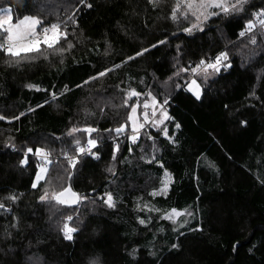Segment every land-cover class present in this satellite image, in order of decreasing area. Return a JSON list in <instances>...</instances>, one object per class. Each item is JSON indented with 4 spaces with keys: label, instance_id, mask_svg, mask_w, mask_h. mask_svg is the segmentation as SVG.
Instances as JSON below:
<instances>
[{
    "label": "trees",
    "instance_id": "obj_1",
    "mask_svg": "<svg viewBox=\"0 0 264 264\" xmlns=\"http://www.w3.org/2000/svg\"><path fill=\"white\" fill-rule=\"evenodd\" d=\"M174 4L0 0L14 19L41 18V30L60 24L74 45L67 49L61 40L54 48L64 52L42 45L40 53L20 58L0 51V115L6 117L0 120V203L6 206L0 209V264H88L93 257L98 264H264V26L253 16L264 0H246L243 11L221 13L191 34L183 31L191 21L170 18ZM249 20L256 24L246 31ZM222 51L230 67L210 71L207 79L196 75L201 99H195L184 85L189 74L173 73ZM105 69L111 71L97 75ZM131 89L151 92L160 104L167 99L172 119L145 126L135 143L129 128L111 141L130 113L124 100ZM86 126L97 130L91 151L98 158L82 154L70 167L64 153L77 155L74 141L85 146L88 133L69 135V129ZM37 147L51 153V164L33 188L39 159L26 152ZM165 169L169 188L152 195ZM69 185L87 199L72 206L39 200L46 190L51 195ZM106 192L115 207L104 203ZM9 194L18 199H6ZM172 207L192 215L176 224L161 219ZM68 215L78 228L72 240L60 231ZM138 217L151 221L142 225Z\"/></svg>",
    "mask_w": 264,
    "mask_h": 264
},
{
    "label": "snow or ice",
    "instance_id": "obj_2",
    "mask_svg": "<svg viewBox=\"0 0 264 264\" xmlns=\"http://www.w3.org/2000/svg\"><path fill=\"white\" fill-rule=\"evenodd\" d=\"M159 0H149L150 4L154 6L158 4ZM80 4H85V0H79ZM246 3V0H175V4L171 9L170 18L173 21L179 20H187L191 21L188 27L183 28L185 33L191 34L197 28H201V25L204 21H207L212 16H218L221 13L224 15H229L230 13H236L243 11V5ZM91 4H87V7H91ZM254 17H264V9H260L259 12L253 13ZM69 19H72L69 17ZM73 22H75L73 20ZM261 25L264 26V20L260 21ZM42 20L36 15L25 14L22 18L14 19L11 14V8L0 9V32H3L5 35L0 40V51H3L5 55L20 58L22 53H40L41 46L45 45L49 49H53L54 46L58 45L61 40L67 41V49H71L74 45L71 41L67 40L68 33L66 31H61V25L58 23H52L47 27H41ZM255 27L252 20L247 21L245 29L246 31H251ZM202 30V28H201ZM240 36L245 35V31H241ZM255 43V38L251 41ZM158 43H163V41H159ZM152 47H155L153 45ZM67 49L63 47H55L54 50L58 52H64ZM147 49H143L141 52H137L136 56L142 55L143 52H146ZM47 58V57H45ZM127 59L131 60L134 57H128ZM228 59L226 52H220L215 56L214 60L201 58L198 63L194 65L189 63L187 66L177 67L176 72L173 73V76H179L181 73H188L192 76L203 74L205 79H207L208 75L211 72H219L221 67H230L228 64H224L223 62ZM20 60L17 59L16 63H19ZM115 67H119V65H115ZM211 70V72L209 71ZM111 71V69H105L103 72L98 73V76L105 75L106 72ZM96 77H89V79H95ZM172 79V77H169ZM84 83H87L85 81ZM28 88H38L37 85L29 84ZM177 88H180L181 85L177 84ZM65 90H67V85H65ZM187 91H189L197 100L201 99V87L195 78L191 79L187 84ZM141 95H145L141 92L136 91L135 89H131L124 100V105L126 107L131 108V112L128 114V121L131 122L133 135L128 137L133 143L139 137L140 129L144 128L146 124H152V126L158 127L160 124H163L164 120H171L167 113V108L164 105H167L168 100L165 99L163 104H160L155 96L152 95L151 92H148L145 95V100L143 103L144 111L137 114V109L139 107L138 104L130 105L128 100L131 97L139 98ZM52 98H56V93L52 94ZM48 103V101H45ZM40 107V105H38ZM151 107L152 111L149 114L148 109ZM159 108L160 116L157 119V110ZM23 115V113H21ZM142 115L143 121L141 122L140 116ZM6 117L0 115V120H5ZM12 119H18V117H13ZM242 124H245L246 121H241ZM177 128L180 127L179 124L176 125ZM126 124H122L115 129V131L119 134L125 131ZM84 131L89 134V138L87 139V147H85L80 140H75L74 144L75 152L77 153L74 157H68L67 153H64L65 157L68 159L69 166L75 167L78 163L79 156L82 154H91L94 158H98L97 153L91 151L97 147L98 141L96 139L91 138V133L97 131L95 128L91 126H86L83 130L73 127L69 129V135H72L75 132ZM107 131V130H106ZM163 134L167 137L168 132L167 128L163 129ZM170 139V138H169ZM131 151V149H129ZM35 151L37 156H42L44 158V166H39V171L36 173V178L33 180L32 187H37V182L45 179L49 169L48 165L51 164L50 155L51 153L44 148L37 147L35 150L32 148H28L27 153H32ZM115 149L113 151V159H115ZM155 159V158H153ZM151 162V161H149ZM21 165L26 163V160L22 159L20 161ZM163 167V165H160ZM108 171H112V168H109ZM71 175V174H69ZM171 180V174L165 169L163 179L161 180V188L159 190L154 189L152 195L160 193H166ZM106 199L104 203L107 204L108 207H115V202L113 199V195L110 192H106L104 194ZM13 202H15L18 197L15 194H9L6 197ZM87 199L86 196L73 191L72 187L69 185L68 187H64L61 190L57 191L54 188L51 190V195H49V191L46 190L43 195L39 197L41 202L46 201H55L57 205H66L72 206L79 204L82 200ZM139 207V205H138ZM6 208L5 204L0 203V209ZM144 208L148 211H161L160 209H155L153 206L144 205ZM191 216L192 213L185 209H177L175 207L170 208L164 212L163 218L171 220L174 224L178 223V218L181 216ZM139 219V223L145 225L151 221L149 217L148 221L144 219ZM73 221V216L68 215L64 218L62 227L60 231L65 240H72L73 233L78 231V228L70 226V222ZM187 221H185L186 223ZM175 231V229H173ZM173 248H177L178 245L173 244ZM88 264H98V260L96 258H90Z\"/></svg>",
    "mask_w": 264,
    "mask_h": 264
},
{
    "label": "rangeland",
    "instance_id": "obj_3",
    "mask_svg": "<svg viewBox=\"0 0 264 264\" xmlns=\"http://www.w3.org/2000/svg\"><path fill=\"white\" fill-rule=\"evenodd\" d=\"M2 9H4V8H2ZM216 16H212V17H210L207 21H209L211 18H215ZM20 18H22V17H20ZM258 18H260V20H259V22L261 21V20H264V17H255V19H258ZM19 19V18H18ZM161 20H162V22L165 24V25H167V26H165V27H169V25L167 24V21L168 20H166L165 18H161ZM207 21H204L203 23H202V25L204 24V23H206ZM254 24H256L255 23V21L253 22ZM186 23L184 22V23H182V25H185ZM202 25H201V27H202ZM189 26V25H188ZM1 33V32H0ZM5 34L3 33V36H4ZM209 71H211V70H209ZM200 75H203V74H200ZM196 78V76H192V75H190L189 74V77L187 78V79H185L184 80V85H185V87L187 88V84L190 82V80L191 79H193V78ZM130 90H128L127 92H126V95H127V93L129 92ZM132 99H133V104H138L139 105V107H138V109H137V114L139 115L140 113H142L143 111H144V109H143V103H144V100H145V95H141L139 98H136V97H131ZM130 98V99H131ZM132 104V105H133ZM163 104V103H162ZM151 111H152V109H151V107L148 109V112H149V114L151 113ZM130 112H131V108H130ZM159 116H160V111H159V108H158V110H157V119L159 118ZM140 120H141V122L143 121V117H142V115L140 116ZM165 121V120H164ZM164 123V122H163ZM124 124H126V128H129V129H131V131H132V125H131V122L130 121H128V118L126 119V121H125V123ZM147 125H152V124H146L145 126L147 127ZM163 124H160L158 127H160V126H162ZM125 128V129H126ZM141 130V129H140ZM131 134H133V132H131ZM87 138H89V134H87ZM39 171V170H38Z\"/></svg>",
    "mask_w": 264,
    "mask_h": 264
},
{
    "label": "built area",
    "instance_id": "obj_4",
    "mask_svg": "<svg viewBox=\"0 0 264 264\" xmlns=\"http://www.w3.org/2000/svg\"><path fill=\"white\" fill-rule=\"evenodd\" d=\"M0 40H2V38H0ZM133 134H130V136H132ZM121 136H120V134H118V135H116L114 138H112L111 139V141H114L115 139H117V138H120ZM85 147H87V143L85 144ZM92 150V149H91ZM35 156L39 159V161H38V164L37 165H39V166H44V158L42 157V156H37L36 154H35ZM76 156V155H75ZM39 168V167H38Z\"/></svg>",
    "mask_w": 264,
    "mask_h": 264
},
{
    "label": "water",
    "instance_id": "obj_5",
    "mask_svg": "<svg viewBox=\"0 0 264 264\" xmlns=\"http://www.w3.org/2000/svg\"><path fill=\"white\" fill-rule=\"evenodd\" d=\"M173 208V207H172ZM164 215V214H163ZM163 215L160 217L161 219H165V218H163Z\"/></svg>",
    "mask_w": 264,
    "mask_h": 264
}]
</instances>
